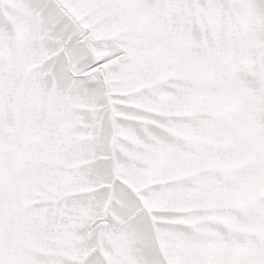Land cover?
Masks as SVG:
<instances>
[{
  "label": "snow or ice",
  "instance_id": "1",
  "mask_svg": "<svg viewBox=\"0 0 264 264\" xmlns=\"http://www.w3.org/2000/svg\"><path fill=\"white\" fill-rule=\"evenodd\" d=\"M0 264H264V0H0Z\"/></svg>",
  "mask_w": 264,
  "mask_h": 264
}]
</instances>
